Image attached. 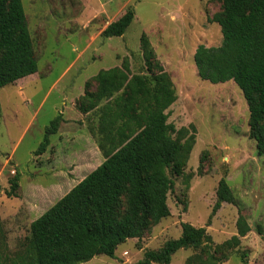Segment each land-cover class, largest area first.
I'll return each instance as SVG.
<instances>
[{
	"label": "rangeland",
	"instance_id": "obj_1",
	"mask_svg": "<svg viewBox=\"0 0 264 264\" xmlns=\"http://www.w3.org/2000/svg\"><path fill=\"white\" fill-rule=\"evenodd\" d=\"M22 4L38 67L34 74L0 88V219L7 253L24 243L32 220L104 159L94 135L95 112L83 113L77 107L86 104L85 92H96L92 77L101 69L120 67L126 60L131 73H147L141 49L144 36L152 49V69L161 65L177 94L167 109V121L193 134L194 143L179 163L180 173H169L170 214L139 237L119 244L112 257L99 254L78 264H134L146 250L177 238L182 222L204 227L212 241L178 249L169 264L205 263L215 247L228 254L217 264H264V156L250 135L246 100L232 80L200 79L193 59L199 44L221 43L220 26L212 20L222 10L221 1L22 0ZM128 8L134 17L125 32L102 36L107 24ZM60 112L67 120L50 135L46 150L36 155L45 127ZM15 172L17 197H7L4 192ZM221 177L234 201L223 202L211 215ZM124 207L122 199L121 210ZM240 216L249 231L238 244L226 246L224 242L237 234Z\"/></svg>",
	"mask_w": 264,
	"mask_h": 264
},
{
	"label": "trees",
	"instance_id": "obj_2",
	"mask_svg": "<svg viewBox=\"0 0 264 264\" xmlns=\"http://www.w3.org/2000/svg\"><path fill=\"white\" fill-rule=\"evenodd\" d=\"M220 1L222 10L212 20L220 26L221 43L199 44L193 54L195 68L202 80H232L238 86L248 106L250 135L258 154L264 156V0ZM133 17V9H126L101 35L121 36ZM141 49L146 74L131 73L126 60L120 67L101 69L92 77L96 92H85L86 104L77 107L83 113L95 112L94 135L103 161L31 221L24 243L13 253L5 249L0 219V264H78L99 254L112 257L119 244L139 237L170 214L166 199L173 181L169 173H180L179 163L192 149L194 135L167 121V109L177 99L174 85L161 65L152 69V49L144 36ZM37 67L22 0H0V88L34 74ZM63 120L59 113L45 127L36 155L46 150L50 135ZM18 187L15 172L5 195L17 197ZM233 201L221 177L211 215L223 202ZM248 231L240 216L237 234L224 244H238ZM211 241L204 227L182 222L177 238L146 250L134 264H169L178 249L199 248ZM226 259L228 254L215 247L201 263Z\"/></svg>",
	"mask_w": 264,
	"mask_h": 264
},
{
	"label": "crops",
	"instance_id": "obj_3",
	"mask_svg": "<svg viewBox=\"0 0 264 264\" xmlns=\"http://www.w3.org/2000/svg\"><path fill=\"white\" fill-rule=\"evenodd\" d=\"M60 113H61V112H60ZM76 114H79V111H77ZM64 119H65V120L62 121L63 123H65V121L67 120V117H64ZM102 161H103V160H102ZM89 172H90V171H89ZM89 172H88V173H89ZM86 174H87V173H86ZM86 174H85V175H86ZM85 175H84V176H85ZM84 176H83V177H84ZM83 177H82V178H83ZM82 178H81V179H82ZM81 179H80V180H81Z\"/></svg>",
	"mask_w": 264,
	"mask_h": 264
}]
</instances>
